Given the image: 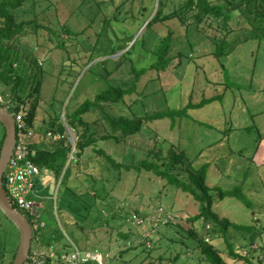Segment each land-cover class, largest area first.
I'll return each mask as SVG.
<instances>
[{
    "label": "rangeland",
    "instance_id": "rangeland-1",
    "mask_svg": "<svg viewBox=\"0 0 264 264\" xmlns=\"http://www.w3.org/2000/svg\"><path fill=\"white\" fill-rule=\"evenodd\" d=\"M184 2L161 0L163 19L148 27L157 0H29L12 10L24 23L13 49L40 80L31 97L37 113L29 144L36 151L54 148L59 141L45 133L52 124L110 85L131 88L123 101L102 106L115 116L143 118L141 131L102 139L111 129L93 108L82 119L97 131L94 149L122 164L147 160L162 168L171 152H183L186 158L171 168L182 180L191 183L190 175L206 166L209 188H240V196L209 191L211 209L232 225L210 234L214 227L197 218L199 203L191 194L153 172L114 170L90 147L77 161L70 156L64 181L63 174L38 180L34 214L44 224L36 231L42 244L94 252L99 259L91 264H209L205 243L226 264H264V38L252 37L253 28L264 31V16L255 17L264 14V0L241 3L228 20L186 13ZM167 36L171 61L158 71L153 64ZM222 40L233 49L216 57ZM31 90L24 83L18 103L0 81V106L28 109ZM189 104L182 117L147 118ZM3 133L0 124V143ZM60 136L72 147L78 138L74 130ZM167 215L174 220L164 224ZM18 245V229L0 210V264L13 262Z\"/></svg>",
    "mask_w": 264,
    "mask_h": 264
},
{
    "label": "trees",
    "instance_id": "trees-1",
    "mask_svg": "<svg viewBox=\"0 0 264 264\" xmlns=\"http://www.w3.org/2000/svg\"><path fill=\"white\" fill-rule=\"evenodd\" d=\"M29 0H0V81L11 86L13 93L12 100L22 103L21 87L24 83L28 85V89H32L27 94V101L29 104L28 109H26V125L30 128L35 120L37 113V103L32 101L31 97L33 94L38 93L40 86V80L38 76L33 77L28 73V68L30 66H25L21 60V56L13 49L12 44L16 36L22 31L24 23L16 22L12 10L20 8L25 2ZM156 11L147 23V27L152 23H155L161 18V0H157ZM229 6H224L222 3H215L214 0H185L182 8L187 13L196 14L199 18L202 16H215L224 17L226 20L230 19L231 13L240 9V4L244 3L245 6L255 3L257 0H226ZM235 4V5H234ZM180 8V9H182ZM255 8V7H254ZM179 9V10H180ZM182 10V11H183ZM248 13L252 12L250 8L247 9ZM264 16V14L255 13V17ZM252 37L254 38H264V31L257 28L252 29ZM162 46L158 52L157 61L153 64V68L162 71L167 68L170 64V59L166 58L170 38L167 36L162 42ZM233 49V44L222 40L216 45V57L227 56L231 53ZM139 77V73H136V78ZM34 78V79H33ZM33 80V81H32ZM132 92V89H125L119 85L108 86L107 88L98 92L93 99H86L80 107H78L74 113L65 115V122L69 127L72 128L75 133L78 134L77 142L72 147L67 140L61 139L56 143L54 148H44L36 151V154L32 157L33 162L41 169L42 176H52L56 179L63 174L62 180L64 181L66 174L68 173L69 166L72 161L78 160L85 153L87 148L93 147V151L97 155L103 157L106 162H108L114 170L126 171L136 170L141 172L143 170L147 172H153L158 177L166 179L171 185L176 186L184 192H188L192 197L199 203V215L197 218H203L205 223H211L214 230H210V234H213L216 230V226L219 227V231L225 233L227 228L232 224L225 218L219 217L212 209V197L209 195V188L206 184V172L203 166L200 171L192 173L190 175L191 183L186 182L179 178L176 174L171 172V168H176L178 163L185 157L183 152H171V159L167 162L165 167H161L158 163L153 161H139L137 164H122L118 162L113 156L106 153L104 150H95L94 146L97 143V131L94 130L93 126L88 124V122L82 119V115L89 112L93 108H99L102 114V118L108 124L111 129V133L103 135L102 139H119L133 136L141 131L143 125V118L141 117H127V116H115L104 110L103 104H116L123 101L124 97ZM207 102V99L202 100L197 105H202ZM192 107L190 104L178 110H169L167 112H157L152 116H148L149 120L152 119H163L165 117H182L187 115L188 108ZM67 131V128L63 123L52 127H49L47 132H52V134L63 135ZM5 136V131L3 133V138L0 143V148ZM51 140V139H50ZM52 141V140H51ZM53 142V141H52ZM70 156L74 160L70 159ZM72 160V161H71ZM62 181V182H63ZM212 190H220V188L215 187ZM219 196H240V188L236 187L233 190L226 192L219 191ZM235 226V224H233ZM209 228L210 226L207 225ZM236 227V226H235ZM246 227V226H242ZM248 228V227H246ZM192 233V232H191ZM193 236L194 233H193ZM211 237V235L209 236ZM204 252L206 257H208L209 264H226L221 256L217 253V250L211 245H205ZM233 256L238 258H243L239 251H233L231 249ZM15 258V254L13 259ZM12 264V262L10 263Z\"/></svg>",
    "mask_w": 264,
    "mask_h": 264
},
{
    "label": "built area",
    "instance_id": "built-area-1",
    "mask_svg": "<svg viewBox=\"0 0 264 264\" xmlns=\"http://www.w3.org/2000/svg\"><path fill=\"white\" fill-rule=\"evenodd\" d=\"M7 110L10 112L9 109ZM10 113L15 121V142L2 175V186L9 203L28 219L32 227V247L25 264H91L98 261L99 256L97 254L80 251L76 246L73 247L72 251H65L60 246L40 242L36 231L44 224L40 220V215L34 214L37 207L34 198L38 196V180L41 178L42 172L32 160L36 150L29 144L28 128L26 121L25 123L23 121L26 118V110L21 107ZM46 135L54 141L61 139L58 133L47 132ZM137 219L139 218L136 215L131 217L132 221L139 224L140 221ZM164 219V224L174 220L172 218L171 220L169 215L164 216ZM147 236L143 234L145 241L149 239Z\"/></svg>",
    "mask_w": 264,
    "mask_h": 264
},
{
    "label": "water",
    "instance_id": "water-1",
    "mask_svg": "<svg viewBox=\"0 0 264 264\" xmlns=\"http://www.w3.org/2000/svg\"><path fill=\"white\" fill-rule=\"evenodd\" d=\"M0 124L5 131V136L0 148V210L16 226L19 232V245L12 264H25L28 261L31 248L32 227L28 219L9 203L2 186V175L15 142V121L12 114L1 106ZM63 124L67 130H69L64 120Z\"/></svg>",
    "mask_w": 264,
    "mask_h": 264
},
{
    "label": "bare ground",
    "instance_id": "bare-ground-1",
    "mask_svg": "<svg viewBox=\"0 0 264 264\" xmlns=\"http://www.w3.org/2000/svg\"><path fill=\"white\" fill-rule=\"evenodd\" d=\"M69 130H70V132H72V131H73V129H72V128H70V127H69ZM71 135H72V136H74V134H73V133H71Z\"/></svg>",
    "mask_w": 264,
    "mask_h": 264
},
{
    "label": "crops",
    "instance_id": "crops-1",
    "mask_svg": "<svg viewBox=\"0 0 264 264\" xmlns=\"http://www.w3.org/2000/svg\"><path fill=\"white\" fill-rule=\"evenodd\" d=\"M39 189V186L37 187V190Z\"/></svg>",
    "mask_w": 264,
    "mask_h": 264
}]
</instances>
